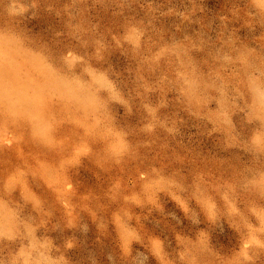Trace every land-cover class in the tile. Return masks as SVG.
Returning <instances> with one entry per match:
<instances>
[{"label":"rangeland","instance_id":"1","mask_svg":"<svg viewBox=\"0 0 264 264\" xmlns=\"http://www.w3.org/2000/svg\"><path fill=\"white\" fill-rule=\"evenodd\" d=\"M0 264H264V0H0Z\"/></svg>","mask_w":264,"mask_h":264}]
</instances>
